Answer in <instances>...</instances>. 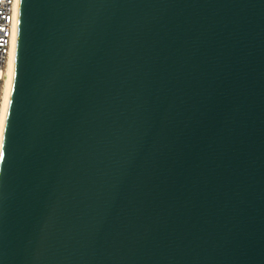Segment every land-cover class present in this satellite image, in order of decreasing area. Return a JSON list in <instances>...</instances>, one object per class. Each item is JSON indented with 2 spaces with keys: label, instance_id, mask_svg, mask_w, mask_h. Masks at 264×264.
<instances>
[{
  "label": "water",
  "instance_id": "obj_1",
  "mask_svg": "<svg viewBox=\"0 0 264 264\" xmlns=\"http://www.w3.org/2000/svg\"><path fill=\"white\" fill-rule=\"evenodd\" d=\"M0 264H264V0H20Z\"/></svg>",
  "mask_w": 264,
  "mask_h": 264
},
{
  "label": "built area",
  "instance_id": "obj_2",
  "mask_svg": "<svg viewBox=\"0 0 264 264\" xmlns=\"http://www.w3.org/2000/svg\"><path fill=\"white\" fill-rule=\"evenodd\" d=\"M20 0H0V124L7 65L17 39Z\"/></svg>",
  "mask_w": 264,
  "mask_h": 264
},
{
  "label": "bare ground",
  "instance_id": "obj_3",
  "mask_svg": "<svg viewBox=\"0 0 264 264\" xmlns=\"http://www.w3.org/2000/svg\"><path fill=\"white\" fill-rule=\"evenodd\" d=\"M16 42H17V39H16ZM16 42L14 44V47L12 48L9 63L7 65V71H6V81H5V87H4V98H3V106H2V118H1V124H0V158H1V151H2L9 103H10L11 92H12V83H13V74H14L15 56H16Z\"/></svg>",
  "mask_w": 264,
  "mask_h": 264
}]
</instances>
